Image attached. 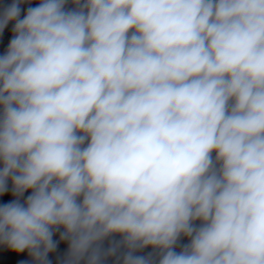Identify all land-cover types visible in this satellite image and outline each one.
<instances>
[{"label": "clouds", "instance_id": "obj_1", "mask_svg": "<svg viewBox=\"0 0 264 264\" xmlns=\"http://www.w3.org/2000/svg\"><path fill=\"white\" fill-rule=\"evenodd\" d=\"M33 2L0 5V244L264 264V0Z\"/></svg>", "mask_w": 264, "mask_h": 264}]
</instances>
